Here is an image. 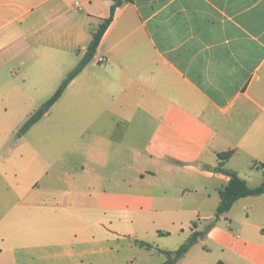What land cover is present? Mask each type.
Masks as SVG:
<instances>
[{"label":"crops","instance_id":"crops-1","mask_svg":"<svg viewBox=\"0 0 264 264\" xmlns=\"http://www.w3.org/2000/svg\"><path fill=\"white\" fill-rule=\"evenodd\" d=\"M113 3L0 0V264H264V192L214 220L221 169L264 178V0L122 3L20 131Z\"/></svg>","mask_w":264,"mask_h":264},{"label":"trees","instance_id":"trees-1","mask_svg":"<svg viewBox=\"0 0 264 264\" xmlns=\"http://www.w3.org/2000/svg\"><path fill=\"white\" fill-rule=\"evenodd\" d=\"M129 1L132 0H114V3L110 8L109 16L100 23V25L92 35V39L87 48V51L89 53L94 54L96 52V49L104 32L106 31L107 27L109 26V24L113 19L115 8L121 5L122 3ZM81 68H82V64L79 63L71 71L68 72V74L63 79V81L58 86V88L54 91V93L42 104V108L44 110H47L61 96L67 84L79 73ZM36 120H37V116L35 114L30 116L20 128V131L21 132L26 131ZM231 153H232L231 150L220 152L218 154L220 158L219 165H222L224 160L227 159L231 155ZM221 170L226 175L229 176V180L227 184L219 190V203L215 210L214 220H217L222 214L227 212L232 206V204L239 198L246 196H255L264 192V178L259 185L250 187L248 186V184L244 179H242L237 175L236 172L226 169H221ZM201 234H202L201 232H197V231L193 232L183 244H181L177 249L173 251L158 249L159 252H162L166 255V260L162 264H173L189 249V247L197 240V238ZM136 243L147 249L153 247L151 243L142 240H136ZM216 264H225V263L222 261H218Z\"/></svg>","mask_w":264,"mask_h":264},{"label":"rangeland","instance_id":"rangeland-1","mask_svg":"<svg viewBox=\"0 0 264 264\" xmlns=\"http://www.w3.org/2000/svg\"><path fill=\"white\" fill-rule=\"evenodd\" d=\"M82 60V59H81ZM92 60H94V58L93 59H91V61ZM39 109H43L42 107H38L37 109H35L34 111H33V115L35 114L36 115V113L39 111ZM43 114V113H42ZM40 115V116H43V115ZM17 135V134H16ZM174 244V242H172V243H169V244H166L167 246H172ZM151 249V248H150ZM159 249V248H158ZM158 249H156L157 251H159ZM147 251L148 250H143V254L142 255H138V256H136V260H138V262H140V263H142V262H144L143 264H145V263H147V260H149L148 262H151V263H153V262H156V261H158V257H157V255H159L158 253L159 252H157L156 251V253L155 254H147V256H149V257H147V258H145L143 255H146V253H147ZM162 253V252H161ZM164 254V253H163ZM161 258H164V261L166 260V255L164 254V255H161ZM144 259H145V261H144ZM134 260V259H133ZM132 260V261H133Z\"/></svg>","mask_w":264,"mask_h":264},{"label":"water","instance_id":"water-1","mask_svg":"<svg viewBox=\"0 0 264 264\" xmlns=\"http://www.w3.org/2000/svg\"><path fill=\"white\" fill-rule=\"evenodd\" d=\"M91 58H92V54L86 52L81 60V64H86ZM43 112L44 109H39V111L36 113V116H40Z\"/></svg>","mask_w":264,"mask_h":264},{"label":"built area","instance_id":"built-area-1","mask_svg":"<svg viewBox=\"0 0 264 264\" xmlns=\"http://www.w3.org/2000/svg\"><path fill=\"white\" fill-rule=\"evenodd\" d=\"M100 60H101V61H103L104 59H103V58H101Z\"/></svg>","mask_w":264,"mask_h":264}]
</instances>
